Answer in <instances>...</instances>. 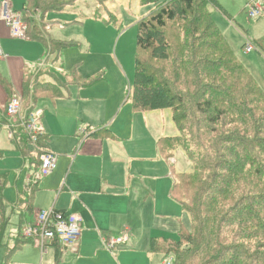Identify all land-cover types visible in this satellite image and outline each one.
<instances>
[{
	"label": "trees",
	"instance_id": "obj_1",
	"mask_svg": "<svg viewBox=\"0 0 264 264\" xmlns=\"http://www.w3.org/2000/svg\"><path fill=\"white\" fill-rule=\"evenodd\" d=\"M54 1L26 0L20 10L24 20L30 11L44 9V18L47 11L62 8L61 2ZM213 7L222 9L217 0L164 1L138 22L133 109H171L179 135L170 139L168 146H175L173 141L180 144L194 163L174 186L175 198L190 214L191 227L182 225L177 239L153 238L152 250L164 253L167 245L174 244V264H264V159L259 163L250 154L256 144L264 153V89L216 26ZM27 23L29 37L42 42L48 55L60 56L67 43L57 40L61 47L58 44L60 48L52 49L55 39L46 38L40 30L32 35ZM33 25L35 31L37 26ZM203 26L205 31L199 36ZM143 53H152L155 61L170 60V64L161 73L148 71L143 66ZM0 81L8 90L3 77ZM23 81L27 82L22 96L25 114L34 109L40 97H59L50 93L56 85L41 83L32 75ZM186 103L191 105L190 111L183 106ZM253 104L257 110L262 107L261 116ZM46 139L45 132L40 134L36 145L46 147L42 144ZM21 140L29 138L20 128L12 142L16 146ZM166 146L159 141L160 149ZM38 183L35 177H28L27 194L16 202L30 213L34 212L31 200ZM6 185L7 177L0 175V248L8 225L3 203ZM181 186L196 189L192 202L177 196ZM23 217L21 212L17 240L28 242L21 235L28 221ZM18 247L10 248V253ZM5 259L2 264L7 263Z\"/></svg>",
	"mask_w": 264,
	"mask_h": 264
},
{
	"label": "rangeland",
	"instance_id": "obj_2",
	"mask_svg": "<svg viewBox=\"0 0 264 264\" xmlns=\"http://www.w3.org/2000/svg\"><path fill=\"white\" fill-rule=\"evenodd\" d=\"M3 1L5 0H0V5ZM10 1L16 10L23 9L26 2V0ZM55 1L61 2V7L64 8L49 10L45 13L46 17L44 18H42L44 13L41 12L44 9L30 11L31 21L28 15L25 16V20L29 22L32 35L37 30H40L46 34V38H49L51 35L47 32L48 30L54 33L59 30L60 34L64 36L62 38L63 41L66 39L67 45L63 48L60 56L53 54L55 59L50 60L51 55H48L44 64L40 65L41 70L45 68L56 70V74L61 80L56 87L50 88V93L55 96L65 97L59 85H62L65 81L67 82L65 87H68L70 91H72V87L84 89L86 86L89 92H93L90 98H103L107 101V109H110L109 117L115 116L118 112L114 127L124 132V136L127 137L124 142L128 141V138H137L133 144L136 155L127 159V161L133 163L130 167L131 171L126 167L124 172L121 170L122 173L120 175H124L127 178L128 174L135 176V174L139 173L143 176L142 182L139 184L141 189L137 190L135 202L131 208L133 217L135 219L141 217L143 221H136L135 226L143 224L145 219L150 217V220L155 219L154 232L160 235L174 236V239H177L179 237L177 232L179 222L181 221L184 226L190 228L191 217L188 211L182 208L181 204L174 198V186L182 178L181 173L192 170L194 163L189 159L180 144L173 141L172 143L175 146H168L169 140L179 135V131L173 121L172 110L162 109L136 113L133 110L131 96L136 69L138 22L154 11L158 4L169 0ZM248 4L247 6H238L239 8L236 7V9L232 7L235 14L232 13L230 15H228L230 13L229 10L228 13H225V11L213 7L211 15L237 58L248 68L259 85L263 87L264 25L261 18L252 20L248 17ZM223 6L226 10V6ZM29 7L32 9V6ZM184 20L186 22L185 17ZM49 21L52 22L50 23ZM179 21L181 24L184 22L182 18H179ZM56 22L58 27H53ZM60 22L62 24L59 26ZM33 24L38 27H36L35 31L31 27L34 26ZM203 30L205 31L204 26L198 33L199 36H202ZM181 31L183 38L185 36L184 28ZM25 40L26 38L7 36L5 43L15 52L25 46ZM54 41L56 46L50 44L52 49H55V47L60 48V42L57 39ZM203 41L204 39L200 40L201 43ZM248 41L256 45V49L250 53L244 49ZM5 54L7 53L5 52ZM172 54L174 55L173 52ZM11 55L16 57L14 54ZM142 55L144 56L142 58L143 66L148 71L156 69L161 73L164 66L170 64L168 62L170 60L161 62L153 60L155 58L152 53H143ZM7 57H10V54H7ZM3 66L4 64L0 63V68ZM14 94L23 96L20 93H11L8 96V101ZM71 94V97L74 96V98H84V96H79L78 93L74 94L73 91ZM40 99L42 100V98ZM41 100L39 105L42 104ZM183 106L190 111L191 105L189 103ZM256 106V104H253L258 116H261L263 113L262 107L260 106L257 110ZM1 113L4 115V111ZM50 118L44 115L42 118L43 126ZM54 120L56 119L54 118ZM8 121H10V118ZM12 140H8L6 129H0V175L7 177L3 203L8 225L4 232V241H9L11 238L14 239L15 233L17 239L20 238L19 234H17L21 223L18 212L22 207L20 204L17 205L16 202L27 194L25 186L28 183V177L32 179L34 177H45L40 173L39 169L41 156L48 151L47 146L35 145L25 140L17 141L15 146ZM160 140L167 144L168 147L160 149L157 145ZM179 140H182V137ZM42 144L47 145V142L43 141ZM53 151L54 153L58 152L57 150ZM250 154L259 163L264 159V153L260 151L258 144H256L254 150H251ZM249 180L254 181L252 177H249ZM150 189L153 193L150 192ZM149 192L152 193L151 197H147ZM177 196L185 201L186 198H191V200H187L190 203L196 196V189L191 186H181L177 190ZM49 197H51V194L45 193L44 198L49 200ZM138 205L145 208L148 213L142 212L139 215ZM23 209L27 210L25 207ZM45 209H51V207ZM27 212H22L24 218H26L25 216L28 218L31 215L28 210ZM138 232H141V230ZM10 235L12 236L8 239ZM22 240H17L18 246L23 243ZM7 241H5V246L0 249V261L6 257V264H10L13 256V261L19 258L14 264L35 260L30 249L24 252H18V250L16 251L17 253H10V244H6ZM173 245H167L164 253L173 256V249L176 248ZM3 254L4 257H2Z\"/></svg>",
	"mask_w": 264,
	"mask_h": 264
},
{
	"label": "crops",
	"instance_id": "obj_3",
	"mask_svg": "<svg viewBox=\"0 0 264 264\" xmlns=\"http://www.w3.org/2000/svg\"><path fill=\"white\" fill-rule=\"evenodd\" d=\"M217 1L222 7L221 10L225 13H228L229 10L228 15H230L234 13L232 7L236 9V7L239 8L238 6H247L252 0ZM262 1L264 2V0ZM223 5L226 6V10ZM260 18L264 25V14ZM60 24L62 23L60 22L59 26ZM54 26L58 27L57 22L53 24ZM47 32L52 38L63 40L64 36L60 34L59 30L56 33L49 30ZM7 36L11 37L10 30L1 21L0 44L3 50L10 54V57L0 59V63L4 64L0 68V77H3L8 85L7 90L4 88L5 84L0 81V129L7 130V138L11 141L8 136L9 118L5 113L9 94L20 93L23 95L27 88V82L24 83L23 80L29 75L35 76L41 83L53 84V86H57L61 80H59L56 70H52V68L41 70L39 63L41 60H45L48 55L47 48L42 42L28 36L25 46L13 52L12 48L5 43ZM54 59L55 55L51 54L50 60ZM65 84L64 87L59 84L65 97L43 96L40 97L42 100L39 98L36 103L37 108L43 109V117L44 115L51 117L46 124L44 123V132L47 135L45 141L47 149L53 153V150H57L56 153L59 157L56 170L39 179L38 188L31 200L34 212L28 218L25 216L27 219L24 217L23 219L31 221L34 213L48 207L65 213L76 212L83 217L81 237L76 251H64L57 244L50 245L42 251L32 242H23L16 251L24 252L30 249L35 260L21 264H162L167 255L160 251H153L152 240L155 237L174 239V236L160 235L154 232L155 219L150 220V217H147L143 224L135 226L136 221H143L141 217L135 219L131 210L135 202V194L138 189H141L139 184L142 182L143 176L139 173L135 176L128 174L127 178L120 175L121 170L124 172L126 167L131 171L130 167L133 163L127 159L136 155L133 144L137 138H128V141L124 142L127 138L124 136V132L114 127L118 112L115 116L109 117L110 109H107V101L103 98H90L93 92H89L86 86L84 89L72 87L74 94L78 93L84 98L71 97L72 91L65 87ZM262 88L264 89V85ZM40 100L42 101L41 105H39ZM2 111H4V115L1 113ZM134 112L139 113L140 111L134 110ZM20 128L22 130L20 125L14 126V133ZM157 145L159 147V142ZM150 192L153 193L151 189ZM150 192L147 197L152 196ZM45 193L51 194L49 200L44 198ZM182 208L184 207L182 206ZM21 212L25 213L23 207L18 212L20 216ZM142 212L148 213L145 208L138 205V214L140 215ZM26 213L28 212L26 211ZM158 218L161 220L160 217ZM182 225L183 223L180 221L177 229L178 234ZM126 229L131 233L130 240L115 246L112 252L108 250L105 240L110 236L120 235ZM139 230L141 232H138ZM11 236H8V239ZM14 239L5 240L6 244H10L9 249L17 246L16 233ZM56 248H59V252ZM13 257L10 264L16 263L19 259L13 261Z\"/></svg>",
	"mask_w": 264,
	"mask_h": 264
},
{
	"label": "built area",
	"instance_id": "obj_4",
	"mask_svg": "<svg viewBox=\"0 0 264 264\" xmlns=\"http://www.w3.org/2000/svg\"><path fill=\"white\" fill-rule=\"evenodd\" d=\"M264 14V2L262 0H252L248 4L247 15L250 19H258ZM0 20L3 21L10 30V35L15 38H28V23L24 20L20 10L13 8L10 0H5L0 5ZM245 51L250 53L255 50L252 42H247ZM7 57L0 44V59ZM45 60L40 61V65ZM43 109L37 108L29 113L23 112V99L19 94L10 97L5 113L10 118L8 136L14 138L16 125L22 127V131L28 136L30 143L36 145L39 135L44 133L42 124ZM58 155L47 151L41 156L40 173L43 176L52 174L58 165ZM40 179V178H36ZM83 217L79 213H65L55 208L41 209L34 213L31 221L22 227V237L37 245L42 251L50 245H59L62 250L76 251L81 237ZM130 240L129 230H124L120 235L110 236L105 240V246L111 252L117 244H124ZM162 264H174V256L167 255Z\"/></svg>",
	"mask_w": 264,
	"mask_h": 264
}]
</instances>
